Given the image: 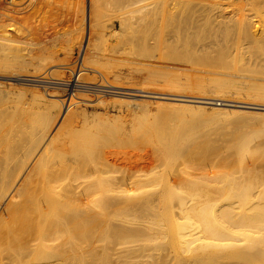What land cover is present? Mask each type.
<instances>
[{"label": "bare ground", "instance_id": "1", "mask_svg": "<svg viewBox=\"0 0 264 264\" xmlns=\"http://www.w3.org/2000/svg\"><path fill=\"white\" fill-rule=\"evenodd\" d=\"M87 3L89 35L114 12L126 44L135 28L140 33L147 59L136 71L187 88L118 91L126 87L107 79L118 60L88 53L89 38L72 67L54 56L12 59L19 45L6 34L10 22L0 23L7 28L0 30L1 67L23 70L33 61L38 72L49 71L13 76L32 87L31 97L15 98L18 106L0 114V264H264V171H256L264 143L252 144L256 132L230 145L225 158L209 138L219 115L203 121L183 113L172 126L121 128H107L111 116L95 114L100 122L93 117L96 124L87 126V113L84 121L69 117L140 99L149 108L264 112L252 94L264 96V84L253 78L264 66V0ZM92 74L100 80H86ZM82 83L114 89H99L93 99Z\"/></svg>", "mask_w": 264, "mask_h": 264}, {"label": "rangeland", "instance_id": "2", "mask_svg": "<svg viewBox=\"0 0 264 264\" xmlns=\"http://www.w3.org/2000/svg\"><path fill=\"white\" fill-rule=\"evenodd\" d=\"M18 1H21V0H17L16 2ZM16 2L14 3L18 4V6L19 4L20 5L23 4V5L18 7L20 9H18L17 7H15L14 9L13 7L16 13L15 11L14 13H12L13 9L12 10L8 9L7 4L5 5V1L0 0V3H1L0 6L3 3V7L0 8L2 9L0 10V18H2L0 20V23L5 24L4 26L6 27L8 25V22H10L9 24L11 25L13 24L12 26L10 25L11 27L8 25L7 27L8 33L6 32V34L8 35L10 34L8 37L10 38L11 41H14L15 43V40H16L17 43H19V44L16 43V46L17 45L19 46H17L18 48H15L14 50H12L10 54V58L12 59L21 58L20 59L21 61L24 60L23 58H25V60L34 59L35 61L36 59L38 61L39 58H46L49 56L51 57L54 56L53 59L56 57L55 58L56 60L57 58H61L62 61L60 59L59 61H57L59 62V64L61 63L63 64L65 62H66L65 64L71 63L70 67H72L74 62L77 63V60L78 61L80 60L81 52H82V48L85 43V40L89 38V47L87 48L88 53L94 52L93 51L94 49L96 50V52H99L100 56L102 55L101 61L104 60L103 58H106L105 61H108L110 59H113L114 61L118 60L119 64H116L114 68L111 69L114 71V73L108 74V78H107L113 84H119V85L122 84L121 86L126 87L125 89L124 88L117 89L118 91L136 92V90L140 88V89L152 90V91L163 89L166 93H168L173 90H183L187 88L186 86H181V87L177 85L174 86L172 84H169L167 81L164 82L163 79H160V78L148 80V79H145L144 76H142L138 71H136L139 61H144L147 59L143 56L144 52L142 50L141 44L137 43L136 41V37L140 35V33L135 28L136 32L132 34V39L134 40V42L126 44L124 42L123 34L120 31V23L116 20L115 17L111 19L114 12L113 13L110 12L111 16H109L110 17L109 21H108L109 18H106V20H103L102 23L105 21L104 24L99 25L96 28V30L90 33L89 35L87 33V27H86V21H85V17L87 14V7H88L87 0H36V1H31L29 4L25 3L26 2L25 0H22V2H19V3H16ZM17 10H18V13H17ZM9 14L11 15V17H9L8 19L7 16ZM4 18H6L7 21ZM4 22H6L7 24ZM2 24H0V28H1L0 30L6 31L7 28L3 29ZM20 55L22 56L20 57ZM65 57L68 59H66ZM32 62L28 64L26 68H24L25 70L24 69L21 70V68H7L5 66L3 67L0 66V114L2 111H5L10 107L11 108L12 107L14 108L15 106L17 107L18 104L16 102L20 99L21 96L27 97L25 99H28L29 97H31L32 87H30L29 85L22 84L24 83V81L18 80L14 78L13 76L15 75L20 76L24 74H31V75L36 74L42 77V76H45V74L43 73L45 72L47 74L49 73L48 70L47 71L44 70L45 68L43 69V71L38 72V70L35 69V67L32 65ZM115 72H117L119 77L116 76ZM66 75H68V73H66ZM253 78L258 80L257 81L258 83L264 84V66L255 70V73H253ZM86 80L98 81L100 80V76L96 74L88 75ZM123 84L124 85L127 84V85L124 86ZM41 85L43 86V84ZM42 86H40L39 88L41 91L45 89ZM91 94L93 95L92 96L90 95L91 96L90 98L93 97V99H96L97 97L96 93L95 94L91 93ZM252 94L257 95V97L255 98L256 100L254 101L255 104H264V96H260V94L255 91ZM4 96H6L5 98L8 101L3 100L4 98L2 97ZM15 98H18L17 101H15L16 100ZM21 99L24 100L23 97H21ZM111 102L112 103L114 102V104H112ZM111 102L108 105H112V106L114 105L113 108L112 106L109 107L108 105H105V106L97 105L96 107L87 106V107H84L86 109H83V108L80 109V113H76V115H74V113L70 114L69 117H73L74 119L78 121H82L81 118L83 119L84 117L82 116V113H87V116L85 118L89 117L87 119L88 121L86 119H83V121L86 120L84 124L87 122L85 124L87 126V124H89L90 121L92 124H96L94 122L97 119H99V117L97 116H100L101 119L104 118L105 121L108 120L109 117L111 116L110 117L111 120L109 119V121H107V124L108 122L110 123L111 121L113 122L111 124L109 123L110 125H108L107 127L109 128L110 126L112 127L114 124L115 126L113 127H116V126L120 127L122 125H124L123 127L128 126V125L130 126L131 123L138 125V122L139 123L141 122L140 125H148V123L151 124L153 122L152 124L154 125L159 123L160 125L161 124L165 125L164 127H166V125L172 126V124L173 125L176 124V120H177L176 116L182 115L183 113L184 115L186 114L190 115L192 113L190 117L193 116V114L195 113V115L200 116L202 120L204 119L203 121L207 120V118L205 117L206 114L209 116V119H212L215 115L216 116L219 115L220 118L216 120V123L218 124L220 123V125L216 124L217 129L219 130L220 129L219 126L221 125H222L221 128L222 127L223 128L220 129L219 131L217 130V132L215 133L216 135L213 134L209 138L213 141L217 139V144L219 145L221 156L225 158L230 157L229 149H228L229 146L230 145L233 146V143L241 141V138L243 136L245 137V135L246 136L249 134L251 135L252 133L256 132L257 136L254 138L252 144L256 146V145L264 143V117H263L264 114H259V115L257 114V113H264L261 111H256L253 109L234 108L236 110H241V111H251L252 113L248 114V113H239V112L236 113L235 112L236 114L235 113L225 114L222 112L220 113L219 111L213 112L212 110H211L212 111L211 113V111L208 110V108H203V109L198 110V109H192V108L177 107L176 109L175 105L172 106L168 104H167L168 107L166 105H161V106H157V108L152 107V106H150L149 108V106L145 103L140 104V102H142L141 99L139 101L138 100L131 101L129 104L116 103L114 100ZM134 102H136L137 104H135ZM131 103L136 107L140 105V106L149 108L148 109L149 112L146 111L147 112L146 113L144 110L145 108L143 107L139 108L140 106L138 107L139 109H136ZM124 105H127L128 107ZM191 105H194V104H191ZM205 106L208 107V105H205ZM121 107H122V110L120 109ZM151 107H152V111H151ZM160 107L162 108V110L164 108H166L167 110H163V112L161 110L160 112L162 113H160L158 111V108ZM154 108L158 111L159 114ZM126 110H129L127 111L129 114V117H126L128 116L126 113ZM131 110L133 111L132 113L130 112ZM150 112L152 113L154 112L157 114L154 116V113L151 115ZM106 113H108L109 115L108 114L105 115ZM95 114L97 115L96 116L97 118L94 117ZM120 114L123 116L119 117L118 115ZM132 114L133 116L134 115L135 116L133 117ZM107 116H108V119L106 118ZM203 116L205 118H203ZM93 117L95 118L94 119L95 121L92 122ZM116 117H119L121 119L116 120L115 119ZM104 120L103 121L101 120V125L103 124V122H105ZM97 121L100 122L99 120ZM98 124L99 123H97V125L95 126L98 127ZM107 124L105 126H107ZM213 136L215 139L212 138ZM203 139H204L203 142H206L205 138ZM208 140L209 139H207V141ZM200 142H202V139ZM249 162L250 161H248L247 163ZM256 167H257L256 171L258 172L264 171V159L256 160Z\"/></svg>", "mask_w": 264, "mask_h": 264}, {"label": "built area", "instance_id": "3", "mask_svg": "<svg viewBox=\"0 0 264 264\" xmlns=\"http://www.w3.org/2000/svg\"><path fill=\"white\" fill-rule=\"evenodd\" d=\"M3 1H5V3L8 5V9H13V7H14V9H15V7H19V6H22V5H15L13 2H16L17 0H3ZM26 2L25 3H30L31 1H35V0H25ZM18 2H22V0L21 1H18ZM14 4V5H13ZM29 79H31V78H33V77H28ZM41 84H43V86H44V84H46V83H41ZM81 85H83V88L82 89H85V90H90V91H88V93H96V94H98V91H99V89L100 90H102V89H105L106 91H113V89L114 88H105V87H98V86H96V85H88V84H81ZM108 92H105V93H108Z\"/></svg>", "mask_w": 264, "mask_h": 264}]
</instances>
